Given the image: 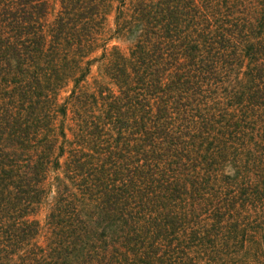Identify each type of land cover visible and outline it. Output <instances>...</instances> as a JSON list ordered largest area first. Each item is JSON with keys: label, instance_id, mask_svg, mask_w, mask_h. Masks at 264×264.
I'll list each match as a JSON object with an SVG mask.
<instances>
[{"label": "trees", "instance_id": "obj_1", "mask_svg": "<svg viewBox=\"0 0 264 264\" xmlns=\"http://www.w3.org/2000/svg\"><path fill=\"white\" fill-rule=\"evenodd\" d=\"M0 264H264V0H0Z\"/></svg>", "mask_w": 264, "mask_h": 264}]
</instances>
